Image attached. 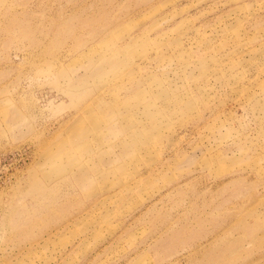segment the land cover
<instances>
[{"label": "rangeland", "instance_id": "rangeland-1", "mask_svg": "<svg viewBox=\"0 0 264 264\" xmlns=\"http://www.w3.org/2000/svg\"><path fill=\"white\" fill-rule=\"evenodd\" d=\"M0 264H264V0H0Z\"/></svg>", "mask_w": 264, "mask_h": 264}]
</instances>
